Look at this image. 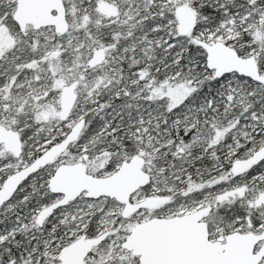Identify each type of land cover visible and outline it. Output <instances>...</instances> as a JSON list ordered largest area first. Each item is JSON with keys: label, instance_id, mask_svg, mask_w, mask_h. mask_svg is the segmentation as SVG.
<instances>
[{"label": "snow or ice", "instance_id": "1", "mask_svg": "<svg viewBox=\"0 0 264 264\" xmlns=\"http://www.w3.org/2000/svg\"><path fill=\"white\" fill-rule=\"evenodd\" d=\"M0 264H264V0H0Z\"/></svg>", "mask_w": 264, "mask_h": 264}]
</instances>
